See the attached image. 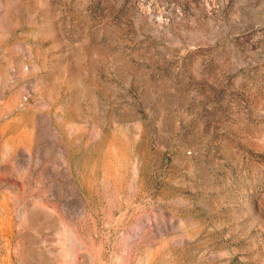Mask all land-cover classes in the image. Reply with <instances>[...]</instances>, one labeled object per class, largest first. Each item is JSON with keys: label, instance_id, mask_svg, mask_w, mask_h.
I'll return each mask as SVG.
<instances>
[{"label": "rangeland", "instance_id": "1", "mask_svg": "<svg viewBox=\"0 0 264 264\" xmlns=\"http://www.w3.org/2000/svg\"><path fill=\"white\" fill-rule=\"evenodd\" d=\"M0 264H264V0H0Z\"/></svg>", "mask_w": 264, "mask_h": 264}]
</instances>
